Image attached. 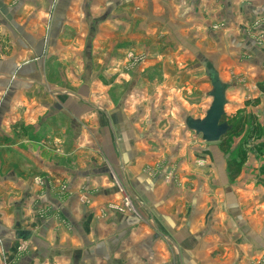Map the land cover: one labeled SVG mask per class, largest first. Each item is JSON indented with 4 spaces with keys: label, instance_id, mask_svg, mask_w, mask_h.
Returning <instances> with one entry per match:
<instances>
[{
    "label": "crops",
    "instance_id": "0c3cea01",
    "mask_svg": "<svg viewBox=\"0 0 264 264\" xmlns=\"http://www.w3.org/2000/svg\"><path fill=\"white\" fill-rule=\"evenodd\" d=\"M155 42L264 61V0H0V264H264L253 172L231 182L217 143L145 122L160 93L170 113L165 84L108 100L123 53Z\"/></svg>",
    "mask_w": 264,
    "mask_h": 264
},
{
    "label": "rangeland",
    "instance_id": "374dc122",
    "mask_svg": "<svg viewBox=\"0 0 264 264\" xmlns=\"http://www.w3.org/2000/svg\"><path fill=\"white\" fill-rule=\"evenodd\" d=\"M143 43L146 37L142 35ZM155 42L154 51H146V47L139 49V52H127L123 56L124 61H120L119 80L115 78L118 86L116 94L110 90L108 100L114 101V106L120 99L123 100L124 107L132 104L131 100L138 97L151 96L161 85L166 88L174 89L172 98L169 100L168 111L162 108L160 96L155 98L154 102L159 106L158 112L153 116L147 115V120L156 121L161 113L164 112L165 118L162 122L171 123L169 132L180 129V136L187 139L186 150L192 154H197V146H204V143L196 138L194 134L184 129L185 117L193 119H202L207 111L211 100L207 97L211 86L204 76L202 64L195 59L196 52H190L194 60L180 61L177 51L170 50L169 53L164 48L158 47ZM149 45V44H147ZM174 52V53H173ZM162 56L164 57L162 59ZM154 57V58H153ZM154 59V60H153ZM112 62V61H111ZM216 71H220L222 80L227 81V105L225 108L224 121L228 124H236L240 118L254 116L263 130V137L260 141H251L248 146L242 142V136L235 138L231 143V151L227 154L228 159L241 155L243 165L241 171L253 172L254 180L257 185H264V61H211ZM223 65L221 67L220 65ZM222 63V64H221ZM114 77L111 78L113 84ZM184 88H187L186 90ZM138 89V97L131 94V91ZM180 91V93L178 92ZM263 92V93H262ZM176 93L180 94V101L175 98ZM144 97V98H145ZM259 99L257 107L245 106V101ZM163 110V111H162ZM156 111V110H155ZM142 116V115H141ZM138 116V119L141 118ZM173 123V124H172ZM176 123V124H175ZM183 134V135H182Z\"/></svg>",
    "mask_w": 264,
    "mask_h": 264
},
{
    "label": "water",
    "instance_id": "95a60500",
    "mask_svg": "<svg viewBox=\"0 0 264 264\" xmlns=\"http://www.w3.org/2000/svg\"><path fill=\"white\" fill-rule=\"evenodd\" d=\"M203 69L204 75L211 86V91L208 94V97L211 99V104L202 119H193L189 116L185 117L184 128L194 133L196 137H200L204 143L218 144L231 129L229 124L224 121L228 85L221 81L219 74L209 61H203ZM19 235L26 240L30 237V232H21Z\"/></svg>",
    "mask_w": 264,
    "mask_h": 264
},
{
    "label": "trees",
    "instance_id": "16d2710c",
    "mask_svg": "<svg viewBox=\"0 0 264 264\" xmlns=\"http://www.w3.org/2000/svg\"><path fill=\"white\" fill-rule=\"evenodd\" d=\"M258 105L259 99L245 101V106L257 107ZM229 126L231 127L230 131L221 139L220 143H218L219 150L224 155L229 154L231 151V143L235 138H240L242 136L243 144L248 146L251 141H260L263 137V130L255 117L252 115L240 118L236 124L229 123ZM242 165L243 159L241 155L228 159L226 169L228 178L231 182L235 181L239 177Z\"/></svg>",
    "mask_w": 264,
    "mask_h": 264
},
{
    "label": "built area",
    "instance_id": "2783aa9c",
    "mask_svg": "<svg viewBox=\"0 0 264 264\" xmlns=\"http://www.w3.org/2000/svg\"><path fill=\"white\" fill-rule=\"evenodd\" d=\"M129 203H130L129 197L126 196V198L124 199V204L123 205L128 206Z\"/></svg>",
    "mask_w": 264,
    "mask_h": 264
}]
</instances>
